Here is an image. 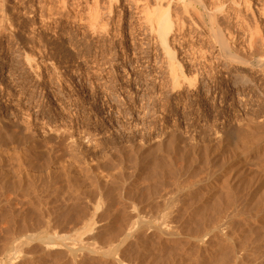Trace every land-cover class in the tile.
I'll return each mask as SVG.
<instances>
[{"label":"rangeland","instance_id":"rangeland-1","mask_svg":"<svg viewBox=\"0 0 264 264\" xmlns=\"http://www.w3.org/2000/svg\"><path fill=\"white\" fill-rule=\"evenodd\" d=\"M61 1L0 0V264H80L88 256L84 264H100L96 253L85 254L82 247L103 248L117 226L140 219L147 220L148 231L136 252L141 257L132 252L128 264H198L228 250L223 234L235 232L227 234L232 235L229 243L239 244L249 230L255 233L264 214V177L254 179L262 173L255 163L264 159V151L255 162L238 150L250 142L264 147V0H246L255 19L245 20L249 26L243 23L244 31L238 22L226 24L215 15V26L230 33L231 55L209 25L187 20L185 29L175 32L172 47L191 85L176 88L164 71L156 39L139 22L131 0ZM95 7L102 11V29L94 30L88 22ZM254 28L260 40L248 44V29ZM240 75L247 80L235 82ZM67 132L70 139H80L76 146L69 145ZM244 167H250L246 172L254 180ZM221 180L225 188L217 191L219 196L211 198L209 207H200V216L192 213L198 202L189 200L194 189L221 187ZM219 212L227 214L219 236L224 241L216 237L214 244L205 237L203 247L212 250L202 251L189 236L201 235L213 225L210 216ZM228 212L237 214L230 218ZM89 219L105 225L99 230L110 229L111 235L97 230L94 239L84 234L80 245L74 236ZM167 222L179 233L160 242L150 234V224L165 227ZM252 232L245 238H252ZM50 233L62 238L47 253L41 238ZM72 240L86 255L77 252L82 258L76 262L65 252Z\"/></svg>","mask_w":264,"mask_h":264},{"label":"bare ground","instance_id":"bare-ground-1","mask_svg":"<svg viewBox=\"0 0 264 264\" xmlns=\"http://www.w3.org/2000/svg\"><path fill=\"white\" fill-rule=\"evenodd\" d=\"M61 1V0H60ZM133 3H134V5L136 6V8L135 9H137V15H138V18H139V22H141L145 27H146V29H148V31L154 36V38L156 39V41H157V45L160 47V49H161V52H162V56H163V60H165V62H166V65L164 66V68H165V73L167 74V77L170 79V82L172 83V86L173 87H179L181 84H182V86H183V83L184 82H186V83H188V85L191 83L190 82V79L191 78H187L186 76H185V74H184V72H183V70H182V66L180 65V63L176 60V57H175V51H174V47H172V44H173V42L175 41V35H176V33H179L178 32V30H182V29H185V28H183L184 27V25H186L185 23H187L189 20H191V21H195L198 25L200 24V23H203V24H207V26L209 25V29L211 30V33H212V36L215 38V40H216V42L218 41V43H220L219 45H221L220 47H222V50L224 51V52H229V39H231V37L229 36L230 35V33L228 34V33H225V32H223L222 30H223V28H222V30L217 26H215L216 24H214L215 22H216V18H215V15H219L220 16V18H221V20H223L226 24H232V23H234V22H238L237 24H239L240 25V29H238V30H243L242 28H244V25L245 24H247L246 22H245V20L247 21L248 19L247 18H251V19H255V16L253 17L252 15H254L253 14V10L251 9V7H250V5L248 4V2L246 1V0H131ZM249 1V0H248ZM62 2V1H61ZM62 5H63V3H62ZM97 5V4H96ZM95 5V6H96ZM111 7V6H110ZM109 7V8H110ZM106 9V8H105ZM252 10V11H251ZM136 11V10H135ZM102 12V11H101ZM101 12H100V10H99V8L98 7H95V11H94V14H93V16H92V18H91V21H88L89 22V24H90V26L92 27V29L94 28V30H95V28H100V29H102V25L103 24H105L104 22H103V24L101 25ZM108 12V11H107ZM106 12V13H107ZM103 13H105L104 11H103ZM109 13V12H108ZM258 14V13H257ZM261 14H259L258 16H260ZM110 16V15H109ZM262 16V15H261ZM253 17V18H252ZM219 18V19H220ZM246 18V19H245ZM207 19H208V21H207ZM253 19V20H254ZM188 20V21H187ZM193 21V22H194ZM194 22V23H195ZM255 22V21H254ZM193 23V24H194ZM220 23V22H219ZM243 23H245L244 25H243ZM88 24V23H87ZM191 24V23H190ZM201 25V24H200ZM248 26H249V24H247ZM90 26H89V28H90ZM105 26V25H104ZM104 26H103V28H104ZM197 25H195V28L197 29V27H196ZM203 26V25H202ZM205 26V25H204ZM203 26V27H204ZM188 27H190V26H188ZM200 27V26H199ZM198 27V28H199ZM202 27V28H203ZM239 28V27H238ZM246 28V27H245ZM256 29H257V27H255ZM254 28V29H255ZM99 29V30H100ZM187 29H189V28H187ZM249 29H251L250 27H249ZM248 29V33H249V35H250V38H249V40L247 41L248 42V44H249V42L250 43H252L253 45H254V43L256 44V42L258 41V40H260V36H259V32L258 31H256V29L254 30V31H251V30H249ZM237 30V31H238ZM258 30V29H257ZM103 31V30H102ZM183 31V30H182ZM224 31H226V30H224ZM244 31V30H243ZM250 31L252 32V33H250ZM260 31V30H259ZM94 32V31H93ZM97 32V31H96ZM176 32V33H175ZM243 33H245V32H243ZM181 35V34H180ZM247 35V34H246ZM248 35V36H249ZM244 36V35H243ZM176 38H177V36H176ZM233 39H234V37H232ZM247 38V37H246ZM245 38V39H246ZM232 39V40H233ZM179 40V39H178ZM263 40V39H262ZM234 41V40H233ZM242 41H244V40H242ZM256 41V42H255ZM176 42H177V39H176ZM175 42V43H176ZM232 44V43H231ZM230 44V45H231ZM174 45V44H173ZM251 46V45H250ZM232 48H233V45H232ZM236 49V48H235ZM235 51H237V50H235ZM230 53V52H229ZM228 54V53H227ZM230 55H231V53H230ZM235 58H236V56H234ZM233 57V58H234ZM230 58V57H229ZM28 59H30V58H28ZM31 60V59H30ZM163 60L161 59V61L163 62ZM28 62V61H27ZM32 62V61H31ZM30 62V63H31ZM245 62V61H244ZM33 63V62H32ZM261 62H259V64H260ZM31 65V64H30ZM35 65V64H34ZM33 66V65H32ZM247 79H246V77L244 76V75H240V76H238L237 77V80L235 81V82H244V81H246ZM194 81V80H193ZM185 83V84H186ZM191 85V84H190ZM193 87V86H192ZM177 90V89H176ZM8 121V120H7ZM7 123V122H6ZM3 124V123H2ZM9 125V124H8ZM25 125V124H24ZM7 126V125H6ZM27 126V125H26ZM235 129V128H234ZM238 130V129H237ZM236 129H235V132H236V134H237V132H239V131H237ZM233 131V130H232ZM235 132H233L234 134H235ZM235 134V135H236ZM62 135H64V134H62ZM67 135H69V139L71 138V134H68V132H67ZM76 138V137H75ZM75 138H72V139H70V140H68V141H70V146L71 145H73V144H75V143H77L78 142V139H75ZM80 140V139H79ZM263 140H264V137H263ZM79 142H81V141H79ZM247 142H249V141H247ZM78 144V143H77ZM263 144V143H262ZM260 142H257V143H245V144H243V145H239L240 146V148H239V150L238 151H240V154L241 155H250V157H251V160H253L254 158H255V156L260 152V151H264V147H263V145H262ZM74 146V145H73ZM75 146H76V144H75ZM238 148V147H237ZM236 153H239V152H236ZM262 153H264V152H262ZM260 155H261V153H259ZM237 155V154H236ZM240 155V156H241ZM259 155V156H260ZM258 156V157H259ZM238 157H239V155H238ZM258 157H256L254 160H255V162H256V159L258 158ZM263 157V156H262ZM244 158H245V156H244ZM248 157H246V159H247ZM261 158V157H260ZM242 160H243V158H242ZM245 160V159H244ZM250 160V161H251ZM249 161V162H250ZM157 162V161H156ZM252 162V161H251ZM160 163V162H159ZM156 164V163H155ZM248 164V163H247ZM255 164L256 165H258V170L256 169L257 167H254L255 166ZM254 164V166L252 165L251 167H254L255 168V170H252V171H256L257 170V172L259 171V169H260V172H262V173H260V174H258L260 177H257V174L256 173H254V174H256V178H254L255 180L257 179V178H261V174H262V179H263V177H264V159H261V160H259V161H257L256 163ZM161 165V164H160ZM248 165H250V164H248ZM246 166V165H245ZM154 167H155V165H154ZM159 167V166H158ZM244 168H246V167H244ZM243 168V169H244ZM250 168V167H249ZM248 167L245 169V171L243 170V172L245 173L246 171H248V169H249ZM236 169V168H235ZM253 169V168H252ZM222 170V169H221ZM232 170H233V168H232ZM232 170H230V171H232ZM237 170V169H236ZM251 170V169H250ZM229 171V170H228ZM251 171V172H252ZM222 172V171H221ZM234 172H235V170H234ZM242 173V172H241ZM247 173V172H246ZM245 173V174H246ZM250 173V172H249ZM253 173V172H252ZM251 173V174H252ZM217 174H219V173H217ZM223 174V173H222ZM228 175H229V173H227ZM230 174H231V172H230ZM243 174V173H242ZM241 174V175H242ZM244 174V175H245ZM216 175V174H215ZM221 175V174H220ZM219 175V176H220ZM224 175V174H223ZM228 175H227V177H228ZM232 175V174H231ZM240 175V174H239ZM240 175V176H241ZM247 175H248V173H247ZM232 176H234V175H232ZM250 176V174L247 176V178ZM252 176H253V174H252ZM216 177V176H215ZM217 177H218V175H217ZM225 177V176H224ZM224 177H223V179H224ZM226 177V178H227ZM237 177V176H236ZM246 178V176H243V179H245ZM251 177V176H250ZM226 178H225V182L223 181V180H221L220 182H224V184L226 185V187H227V183H226ZM231 178V177H230ZM234 178H235V176H234ZM217 179V178H216ZM240 179V181H241V178H239ZM242 179V180H243ZM251 179H253V177H251ZM250 178H249V180H251ZM253 179V180H254ZM258 179V180H259ZM261 179V180H262ZM215 180V179H214ZM218 180H220V178L218 177ZM217 180V181H218ZM227 180H228V178H227ZM235 180H237V179H235ZM248 180V181H249ZM213 181V180H212ZM212 181H210V182H212ZM216 181V182H217ZM239 181V182H240ZM209 182V183H210ZM223 182L221 183V187H220V183L218 184V186L219 187H209V188H207V191H202V190H200L199 188H201V187H199V188H195L194 190V192H193V195L190 197L191 199H189L190 201L191 200H193L194 199V201L195 200H197L198 202H197V205L195 206V208L194 209H192V213H197V212H199L200 210L199 209H201L200 207L202 206V205H204V206H206L208 203H209V201L210 200H214V195L216 196V193H217V191L218 190H222L223 188H225V186L223 185L222 186V184H223ZM246 182H247V179H246ZM251 182H253L252 180H251ZM257 182H259V181H257ZM256 182V183H257ZM263 182V181H262ZM262 182H259V184L260 183H262ZM242 183L243 184H245V180H244V182L242 181ZM249 183V185L250 184H252V183H250V182H248ZM248 183H246V186L248 185ZM256 183L254 182V184L256 185ZM214 184H216L215 182H214ZM208 184H206V186H207ZM261 185V184H260ZM259 185V186H260ZM263 185H264V182H263ZM262 185V186H263ZM244 186V185H243ZM245 186V187H246ZM252 186H253V184H252ZM251 186V187H252ZM257 186V185H256ZM262 186H260V187H262ZM250 187V188H251ZM259 187V188H260ZM211 188V189H210ZM217 188H220V189H217ZM228 188L230 189H232V191H234V187H231V186H229V184H228ZM243 188V187H242ZM247 188V187H246ZM254 189L256 188V187H253ZM264 188V186L261 188V189H263ZM203 189V188H202ZM206 189V188H205ZM230 189V190H231ZM245 189V188H244ZM244 189H242V191L244 190ZM225 190H227V188L225 189ZM190 191H193V189L192 190H189V192ZM223 191V190H222ZM222 191H221V193H222ZM229 191V190H228ZM241 191V192H242ZM245 191H247L248 192V188H247V190L245 189ZM245 191L243 192L244 194H242V195H245ZM225 192V191H224ZM230 192V191H229ZM250 192H251V190L248 192L249 194H250ZM253 192V191H252ZM255 192V191H254ZM192 193V192H191ZM218 193H219V191H218ZM217 193V194H218ZM235 193V192H234ZM233 192H232V194H234ZM264 193V192H263ZM189 194V193H188ZM187 194V195H188ZM225 195L226 194H229L228 192L226 193H224ZM248 194V195H249ZM254 194V193H253ZM190 195V194H189ZM223 195V194H222ZM218 196H219V194H218ZM227 196V195H226ZM228 196H231V194H229ZM227 196V197H228ZM234 196H236V195H234ZM232 197V196H231ZM231 197H229V198H227L226 200H228V199H231ZM238 197V196H237ZM248 197V196H247ZM250 197V196H249ZM189 198V197H188ZM212 198V199H211ZM252 198V197H251ZM251 198H250V200H251ZM260 198H262V197H260ZM264 198V197H263ZM215 199H216V197H215ZM219 199L221 200V197H219ZM225 199V198H224ZM234 199V198H233ZM232 199V200H233ZM249 199V198H248ZM253 199V198H252ZM223 200V199H222ZM231 200V201H232ZM236 200V199H235ZM235 200L234 201H232V202H235ZM262 200V199H261ZM225 201V200H224ZM255 201H257L256 199H255ZM259 201V200H258ZM193 202V201H192ZM192 202H190L191 204H192ZM199 202H200V204H199ZM217 202V201H216ZM228 202V201H227ZM230 202V201H229ZM231 202V203H232ZM253 202V201H252ZM211 203H214V202H211ZM225 203V202H224ZM224 203H222V204H224ZM231 203H229L230 205H231ZM257 203L258 202H256V205H257ZM263 203V202H262ZM261 203V204H262ZM194 204H196V201H195V203ZM218 204H220V202H218ZM227 204V203H226ZM229 204H227V205H229ZM233 204V203H232ZM234 204H236V202L234 203ZM233 204V205H234ZM261 204H259V205H261ZM188 205H190L189 203H188ZM188 205H186L188 208H189V206ZM193 205V204H192ZM221 205V204H220ZM225 205V204H224ZM233 205H231L233 208H235ZM191 206V205H190ZM208 206V205H207ZM214 206H216V205H214ZM263 206H264V204H263ZM263 206L261 207L262 209H263ZM203 207V206H202ZM209 207V206H208ZM253 207H255V209H256V206L254 205ZM210 208H213V207H210ZM219 208V206L217 207V209ZM228 208H230V206L228 207ZM261 208H259L260 210H261ZM224 209H227V207L226 206H224ZM236 209V208H235ZM254 209V210H255ZM258 209V208H257ZM189 210H190V208H189ZM199 210V211H198ZM203 210H204V208H203ZM215 210V209H214ZM231 210H232V208H231ZM253 210V211H254ZM184 211H185V209H184ZM215 211H217V210H215ZM223 211H225V210H223ZM227 211V210H226ZM225 211V213H227ZM229 211V210H228ZM233 211H234V209H233ZM257 211H258V214H259V210H256V213H257ZM262 211V210H261ZM200 212H202V211H200ZM198 213V216H200L199 214H202V213ZM204 212V211H203ZM263 212V211H262ZM205 213V212H204ZM203 213V214H204ZM225 213H222V212H219L218 213V215H217V213H216V215H214V216H216V218H213V215H211L212 216V221H211V216H210V218H209V220H210V222H209V224L211 223V222H213V225H211L209 228H207L204 232H202V234L200 235V234H193V232H191L192 233V235L191 236H189L190 238H191V240L195 243H198V245H200V247L202 248L201 250L203 251V250H207V249H209L208 247H203V246H205L203 243L207 240V239H205V237H207L208 238V241H209V239L210 240H212V239H214L215 238V240H217L218 238H219V236H221L223 233H222V230L225 228V226H223L224 224H227L228 222H226L225 221V219L226 218H224V217H226V215L227 214H225ZM229 213V216L231 215L230 214V212H228ZM231 213H232V211H231ZM256 213H255V215H256ZM190 214H191V212H190ZM235 214H237V213H235L234 212V214H232L233 216L235 215ZM261 214V213H260ZM191 215H193V214H191ZM196 215V214H195ZM231 215V216H232ZM251 215V214H250ZM254 214H252V217L253 216H255ZM132 216V215H131ZM131 216H129V217H131ZM197 216V215H196ZM231 216H230V218H231ZM232 216V217H233ZM257 216V215H256ZM193 217H194V215H193ZM249 217H251V216H249L248 215V218ZM195 218V217H194ZM199 218V217H198ZM201 218V217H200ZM247 218V219H248ZM259 218V217H258ZM202 219V218H201ZM200 219V220H201ZM206 219V218H205ZM205 219H204V221H205ZM243 219H245V218H243ZM247 219H245V220H247ZM250 219V218H249ZM248 219V220H249ZM90 220V219H89ZM110 220V219H109ZM109 220H107V221H109ZM208 220V219H207ZM206 220V221H207ZM253 220V219H252ZM256 221H258L257 220V218L255 219ZM93 221V220H92ZM91 220L90 221H87V222H85V224L83 225V231L81 232V233H78V234H76L75 236H74V240H77L78 242L80 241V245L81 244H83V243H85L84 241H83V236H84V234L86 235V234H89L88 236H90L91 235V237L93 238L95 235H97L96 233H97V230H99V227H104V226H101V225H95L96 224V222L95 221H93L92 222ZM147 221V220H146ZM144 219L142 220V219H140V220H138V221H136V222H138V223H133V224H127L126 222H125V220H124V222L127 224V225H129V226H124L123 227V225H121L123 228H120L119 229V227L117 226V228H118V232L116 233L115 232V234H113L114 233V227H113V233H112V236L114 235V237H110V238H108V240L110 239V242H108V241H106V243L108 242V245H106L105 247H100L99 248V246H98V248L96 249L94 246H93V244H91V243H89V245H91L90 247H86V246H81L82 247V249H84L83 251H85L84 253L85 254H89L90 253V255H91V252L93 253V255H95L94 253H96L97 255V261H99V263L100 264H128V263H126L125 262V260H127V257H128V255H131V253L132 252H137V253H139L138 252V249H139V247H141L140 245H142V242L144 241L143 240V238H145L146 237V230L148 231V229H146L145 230V228H144V226L146 225V222ZM155 221V220H154ZM160 221H162L163 223H164V221L163 220H160ZM205 221V222H206ZM244 221V220H243ZM259 221H260V223H259V225H258V227L256 228V225H255V228H256V231H255V233H253L252 231H250L249 230V233H247L246 235H247V237L251 234V232H252V235L254 234V236L252 237V238H245V236H244V239L242 238V240L241 241H239L238 239H236V237H235V239L236 240H238L240 243L238 244V242L235 244V243H229V239H232V235L231 236H229V235H227L228 233H231V232H233V231H231V232H228L227 234H223L224 235V239H225V237H226V241L225 242H223L222 244L223 245H225L226 247H228V250L227 251H225L224 250V252H223V250H222V252H220L219 251V253L217 254V252H215V250H214V252L216 253L215 255H214V257H211V254L213 253V251L212 252H210L211 250H212V248L211 249H209L210 251V253L211 254H208L209 255V257H211V258H214V260L212 259V260H209V258H208V255L205 253V256L208 258L206 261L204 260V261H200V263H198V264H264V214H261V216H260V219H259ZM111 222V221H110ZM110 222H108V223H110ZM158 222V221H157ZM199 222H201V221H199ZM198 222V223H199ZM205 222H203L202 224H204ZM117 223V222H116ZM149 223V222H148ZM163 223H152V225L150 224V227L152 228V232L150 233V234H154L155 236H157V240H159L160 242H161V240H165L164 242H166V240L167 239H171L170 237H174V236H176V235H174V234H176V228H174L176 231L175 232H173L174 230H172L173 228H171V230H170V228H167V224H169L168 222L166 223V225H165V227L164 226H162V224ZM249 223H252V222H250L249 221ZM249 223H247L246 222V224H248V227L249 228H251V226H249ZM257 223V222H256ZM97 224H99L98 222H97ZM104 224V223H103ZM106 224V223H105ZM111 224H113L112 222H111ZM114 224H115V221H114ZM120 224H123V223H120ZM136 224V225H135ZM165 224V223H164ZM202 224H201V226H202ZM205 224H207L208 225V223H205ZM107 225H109V224H107ZM119 225V224H118ZM169 225H171V224H169ZM240 225V224H239ZM254 225L252 226V227H254ZM110 227H112L111 225H109ZM120 226V225H119ZM120 226V227H121ZM197 226H198V224H197ZM106 227H108V226H106ZM169 227V226H168ZM170 227H173V226H170ZM203 227H206L205 225L203 226ZM224 227V228H223ZM227 227V226H226ZM239 227V226H238ZM241 227V229L243 228L242 226H240ZM237 228V227H236ZM104 229V228H103ZM109 229V228H108ZM246 229H247V227L244 229L245 231H246ZM100 230H102V229H100ZM99 230V231H100ZM105 230V229H104ZM103 230V231H104ZM110 230V229H109ZM108 230V231H109ZM120 230V231H119ZM232 230H235V229H232ZM243 230V229H242ZM252 230H255V229H253L252 228ZM102 231V232H103ZM106 232V231H104V232H106V234L107 233H109V232ZM117 231V230H116ZM225 232H226V229L224 230ZM236 231V230H235ZM245 231H239V232H245ZM87 232V233H86ZM102 232L100 231V233L102 234ZM178 232V231H177ZM190 232V231H189ZM224 232V233H225ZM237 232V231H236ZM100 233H98V235L100 236ZM179 233V232H178ZM185 233H187V236L188 235H190V234H188V232H184V234ZM233 233H235V232H233ZM232 233V234H233ZM246 233V232H245ZM106 234H105V236H106ZM149 234V233H148ZM183 234V233H182ZM183 234V235H184ZM236 234V233H235ZM234 234V235H235ZM109 235H111L110 233H109ZM237 235V234H236ZM239 235H240V233H239ZM238 235V236H239ZM242 235H244V234H242ZM241 235V236H242ZM43 236V235H42ZM98 236V238H100ZM103 238L105 237V236H103V235H101ZM180 236H182V235H180ZM179 236V237H180ZM237 236V237H238ZM251 236V235H250ZM249 236V237H250ZM44 237V236H43ZM188 237V238H189ZM216 237H218L217 239H216ZM240 237V236H239ZM40 238V237H39ZM46 238V239H45ZM61 238L62 237H60V236H57V235H55V234H49V235H47V236H45L44 238H41L42 240H43V242H44V247L45 248H43V250L45 249L46 251H47V253L48 252H50L52 249H54L55 247V245L56 244H58L59 242H57V240L59 239V240H61ZM91 238V239H92ZM222 238V237H221ZM221 238H219L220 240H221ZM240 238V239H241ZM94 239H95V237H94ZM175 238H172V241L174 240ZM176 239H178V237H176ZM176 239H175V241H176ZM181 239V238H180ZM179 239V240H180ZM185 239V238H184ZM187 239V238H186ZM224 239H222L221 240V242L222 241H224ZM40 240V239H39ZM74 240H72L71 241V243L70 244H68L69 242H67L65 245V252H67L66 254H68L71 258H72V260H74V262H76L80 257H78L79 255L77 254V252L79 251L77 248H75V247H73L72 246V242L74 241ZM106 240V239H105ZM183 239H181V241H182ZM190 240V239H189ZM215 240H212L213 241V243L215 242ZM220 240H218V241H220ZM104 241V240H103ZM175 241H173V242H175ZM217 241V242H218ZM42 242V241H41ZM63 242H65L64 240H63ZM75 242V241H74ZM82 242V243H81ZM163 242V243H164ZM179 242V241H178ZM184 242H188V241H184ZM203 242V243H202ZM233 242H234V240H233ZM77 243V242H76ZM75 243V244H76ZM87 243V242H86ZM172 243V242H171ZM190 243H191V241H190ZM194 243H192V247L193 246H196V245H194ZM220 243V242H219ZM219 243H216L217 244V247H218V244ZM88 244V243H87ZM206 244V243H205ZM212 245V242L211 243H209V245ZM215 244V243H214ZM221 244V245H222ZM77 245V244H76ZM86 245V244H85ZM88 245V246H89ZM60 248L62 247L61 246V244L60 245H58ZM63 246H64V244H63ZM79 246V245H78ZM77 246V247H78ZM214 246V248H215V245H213ZM57 247V246H56ZM197 247V246H196ZM195 247V248H196ZM199 247V246H198ZM58 248V247H57ZM56 249V248H55ZM78 251H77V250ZM141 249V248H140ZM81 250V249H80ZM142 250V249H141ZM140 250V252L142 253V251ZM200 250V251H201ZM46 251H45V253H46ZM196 249H195V253H196ZM202 251H201V253H202ZM208 251V250H207ZM206 251V252H207ZM216 251H218L217 249H216ZM52 252V251H51ZM81 252H82V250H81ZM81 252H78V253H81ZM83 253V252H82ZM81 253V254H82ZM134 254L136 257H141L140 256V254L138 255V254ZM201 253L199 254V255H201ZM204 253V252H203ZM202 253V254H203ZM84 254V255H85ZM78 255V256H77ZM84 255L82 254V257L83 258H85L84 257ZM134 255H133V257H134ZM138 255V256H137ZM196 255H198V251H197V254ZM196 255H195V257H196ZM213 255V254H212ZM10 256V255H9ZM8 255H7V257L9 258L8 260L9 261H11L12 262V260L13 259H11L10 260V257H12V256H10L9 257ZM86 256V255H85ZM132 256V255H131ZM131 256H129V257H131ZM77 257H78V259H77ZM81 257V258H82ZM89 257V256H88ZM88 257H86V258H88ZM90 257H92V256H90ZM90 257L88 258L89 260H90ZM129 257H128V260H129ZM132 257V258H133ZM216 257V258H215ZM70 258V259H71ZM86 258H85V260H86ZM94 258V257H93ZM202 258V257H201ZM87 259V260H88ZM134 259H135V257H134ZM139 259V258H138ZM182 259V258H181ZM197 259H199V258H197ZM196 259V260H197ZM203 259V258H202ZM85 260H84V262H81L82 264H84L85 263ZM88 260V261H89ZM91 260H92V258H91ZM185 260V259H184ZM80 261V260H79ZM83 261V260H82ZM94 261V260H93ZM183 261V260H182ZM182 261H179V264H186L184 261L182 262ZM195 261V260H194ZM198 261V260H197ZM90 262V261H89ZM140 262H142V261H140ZM199 262V261H198ZM80 263V264H81ZM86 263H87V261H86ZM93 263H95V262H93ZM143 263V262H142ZM197 264V263H196Z\"/></svg>","mask_w":264,"mask_h":264}]
</instances>
